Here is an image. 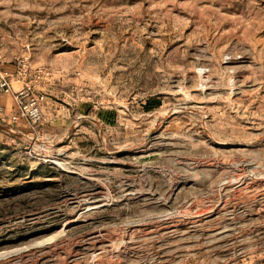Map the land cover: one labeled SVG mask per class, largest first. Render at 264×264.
<instances>
[{
    "label": "rangeland",
    "instance_id": "1",
    "mask_svg": "<svg viewBox=\"0 0 264 264\" xmlns=\"http://www.w3.org/2000/svg\"><path fill=\"white\" fill-rule=\"evenodd\" d=\"M22 56L0 264H264V0H0Z\"/></svg>",
    "mask_w": 264,
    "mask_h": 264
},
{
    "label": "built area",
    "instance_id": "2",
    "mask_svg": "<svg viewBox=\"0 0 264 264\" xmlns=\"http://www.w3.org/2000/svg\"><path fill=\"white\" fill-rule=\"evenodd\" d=\"M53 77V72L50 70L33 71L27 57L22 56L15 60L11 70L0 58V93L12 96L22 115L38 116V104L44 100L43 95L33 96L31 79L36 82L39 80L50 82ZM12 82H19L20 88L15 90Z\"/></svg>",
    "mask_w": 264,
    "mask_h": 264
},
{
    "label": "crops",
    "instance_id": "3",
    "mask_svg": "<svg viewBox=\"0 0 264 264\" xmlns=\"http://www.w3.org/2000/svg\"><path fill=\"white\" fill-rule=\"evenodd\" d=\"M8 69L11 70L12 68H8ZM12 86H13V88H14L15 90H18V89L20 88V84H19V82H12ZM5 99L10 100V97H7V96H6Z\"/></svg>",
    "mask_w": 264,
    "mask_h": 264
}]
</instances>
